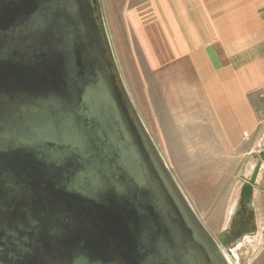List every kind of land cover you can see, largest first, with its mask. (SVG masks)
Returning <instances> with one entry per match:
<instances>
[{
  "label": "water",
  "instance_id": "water-1",
  "mask_svg": "<svg viewBox=\"0 0 264 264\" xmlns=\"http://www.w3.org/2000/svg\"><path fill=\"white\" fill-rule=\"evenodd\" d=\"M227 256L140 118L99 0H0V264Z\"/></svg>",
  "mask_w": 264,
  "mask_h": 264
},
{
  "label": "crops",
  "instance_id": "crops-1",
  "mask_svg": "<svg viewBox=\"0 0 264 264\" xmlns=\"http://www.w3.org/2000/svg\"><path fill=\"white\" fill-rule=\"evenodd\" d=\"M100 4L110 42L111 27L149 81L168 143L198 165L200 189L217 193L224 244L264 254V162L254 185L245 179L264 154V0Z\"/></svg>",
  "mask_w": 264,
  "mask_h": 264
},
{
  "label": "rangeland",
  "instance_id": "rangeland-1",
  "mask_svg": "<svg viewBox=\"0 0 264 264\" xmlns=\"http://www.w3.org/2000/svg\"><path fill=\"white\" fill-rule=\"evenodd\" d=\"M110 30L112 43L110 42L111 38L109 39V42L113 55L122 80L139 116L141 117L149 134L153 140H155V144L160 150L168 168L198 217L202 220L204 225L211 230L218 244L222 247H228L229 245H225L223 242L224 236L219 233V231L224 227V223L221 222V218H219V220L214 214L217 210L218 212L223 210L221 203H218V207L215 206L217 193L215 191L206 192L200 189V183L205 179L201 178L198 174H195V172H199V169L197 168L198 165L196 166L194 172L191 168L190 160L182 158L183 152L177 153L175 144L168 143V140L170 139L167 137L165 130L159 125L158 114L153 109V97L150 93L151 90L149 86L146 87V83L149 84V81H147V79H142L141 74L135 71L134 64H130V60L126 57V55H124V58L121 57L118 48L115 46L116 40L113 37L111 27ZM229 248L231 247L229 246ZM231 249L234 255V262L231 257L227 256L230 264H264L263 252L260 254H253L251 249L246 247L235 250L234 248Z\"/></svg>",
  "mask_w": 264,
  "mask_h": 264
}]
</instances>
